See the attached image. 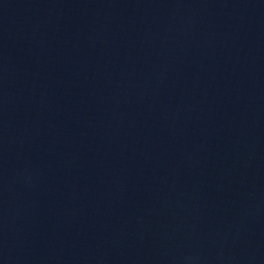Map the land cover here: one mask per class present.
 Segmentation results:
<instances>
[{
  "label": "water",
  "instance_id": "95a60500",
  "mask_svg": "<svg viewBox=\"0 0 264 264\" xmlns=\"http://www.w3.org/2000/svg\"><path fill=\"white\" fill-rule=\"evenodd\" d=\"M0 264H264V0H0Z\"/></svg>",
  "mask_w": 264,
  "mask_h": 264
}]
</instances>
